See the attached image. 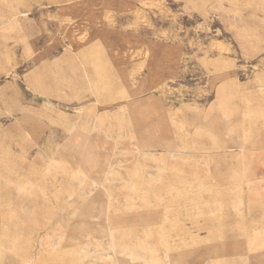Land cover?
<instances>
[{
    "label": "rangeland",
    "instance_id": "1",
    "mask_svg": "<svg viewBox=\"0 0 264 264\" xmlns=\"http://www.w3.org/2000/svg\"><path fill=\"white\" fill-rule=\"evenodd\" d=\"M175 263L264 264V0H0V264Z\"/></svg>",
    "mask_w": 264,
    "mask_h": 264
},
{
    "label": "bare ground",
    "instance_id": "2",
    "mask_svg": "<svg viewBox=\"0 0 264 264\" xmlns=\"http://www.w3.org/2000/svg\"><path fill=\"white\" fill-rule=\"evenodd\" d=\"M94 120V119H93ZM74 141H76V139L74 138ZM79 142V141H78ZM130 148L132 149V145L130 146ZM94 188V187H93ZM96 218V217H95ZM116 224V223H115ZM103 227H104V225H103ZM99 228V227H98ZM116 228H117V226H116ZM102 233V232H101ZM105 237V236H104ZM111 243H110V240L109 241H107L106 242V247L109 249V248H111ZM101 246H103V245H101ZM96 247V246H95ZM93 249H95V248H93ZM100 251V250H99ZM175 264H179V263H175Z\"/></svg>",
    "mask_w": 264,
    "mask_h": 264
}]
</instances>
